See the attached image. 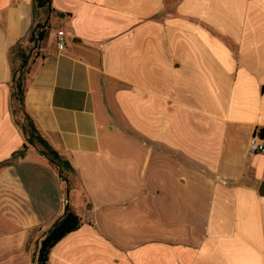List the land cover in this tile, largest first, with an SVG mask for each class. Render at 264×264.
<instances>
[{
	"label": "crops",
	"instance_id": "obj_1",
	"mask_svg": "<svg viewBox=\"0 0 264 264\" xmlns=\"http://www.w3.org/2000/svg\"><path fill=\"white\" fill-rule=\"evenodd\" d=\"M40 5L0 0V264L69 211L46 264H264V0Z\"/></svg>",
	"mask_w": 264,
	"mask_h": 264
},
{
	"label": "trees",
	"instance_id": "obj_2",
	"mask_svg": "<svg viewBox=\"0 0 264 264\" xmlns=\"http://www.w3.org/2000/svg\"><path fill=\"white\" fill-rule=\"evenodd\" d=\"M42 5H46L49 0H39ZM43 32H41L37 40L41 41L43 39ZM12 97L18 102L19 109L23 113L24 119L28 122L29 127L31 129L30 139L37 140L40 144H42L46 150H48V158L51 160L52 163L58 164L63 166L65 165L63 162L59 161V156L57 153L49 146L39 135H35V127L31 122V118L28 115L25 106H24V80H18L14 86V93ZM33 142V141H32ZM32 144L31 142H29ZM46 154V156H47ZM82 222L80 217L73 214L72 212H67L66 215L53 227V229L46 235V237L41 241L39 249H38V256H37V263L36 264H46L48 261V257L52 248L66 235L78 230L81 226Z\"/></svg>",
	"mask_w": 264,
	"mask_h": 264
},
{
	"label": "built area",
	"instance_id": "obj_3",
	"mask_svg": "<svg viewBox=\"0 0 264 264\" xmlns=\"http://www.w3.org/2000/svg\"><path fill=\"white\" fill-rule=\"evenodd\" d=\"M65 48V35L63 30L58 31L57 49L62 51ZM248 151L251 154H264V138L255 133L249 140Z\"/></svg>",
	"mask_w": 264,
	"mask_h": 264
},
{
	"label": "rangeland",
	"instance_id": "obj_4",
	"mask_svg": "<svg viewBox=\"0 0 264 264\" xmlns=\"http://www.w3.org/2000/svg\"><path fill=\"white\" fill-rule=\"evenodd\" d=\"M24 70V67L23 65H21L19 68L16 69V80H22V75H19V72H22ZM18 116H19V121H20V124L22 125L23 128H26L28 123L27 121L24 119L22 113L20 110H18ZM26 126V127H25Z\"/></svg>",
	"mask_w": 264,
	"mask_h": 264
},
{
	"label": "water",
	"instance_id": "obj_5",
	"mask_svg": "<svg viewBox=\"0 0 264 264\" xmlns=\"http://www.w3.org/2000/svg\"><path fill=\"white\" fill-rule=\"evenodd\" d=\"M38 2H39V4H40V1L38 0ZM40 6H42V5H40ZM44 6V5H43ZM60 167H61V165H59Z\"/></svg>",
	"mask_w": 264,
	"mask_h": 264
}]
</instances>
